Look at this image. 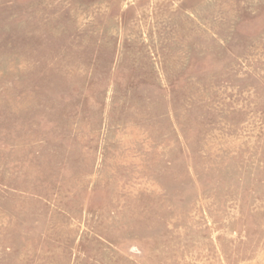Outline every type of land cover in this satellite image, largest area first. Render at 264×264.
Returning <instances> with one entry per match:
<instances>
[{"label":"rangeland","instance_id":"rangeland-1","mask_svg":"<svg viewBox=\"0 0 264 264\" xmlns=\"http://www.w3.org/2000/svg\"><path fill=\"white\" fill-rule=\"evenodd\" d=\"M0 264H264V0H0Z\"/></svg>","mask_w":264,"mask_h":264}]
</instances>
